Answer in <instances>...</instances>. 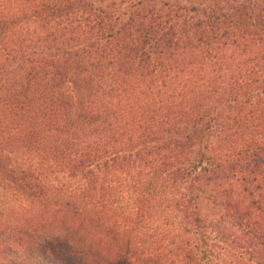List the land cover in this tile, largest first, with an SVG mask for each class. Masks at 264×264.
I'll list each match as a JSON object with an SVG mask.
<instances>
[{"label":"trees","instance_id":"obj_1","mask_svg":"<svg viewBox=\"0 0 264 264\" xmlns=\"http://www.w3.org/2000/svg\"><path fill=\"white\" fill-rule=\"evenodd\" d=\"M0 264H264V0H0Z\"/></svg>","mask_w":264,"mask_h":264}]
</instances>
